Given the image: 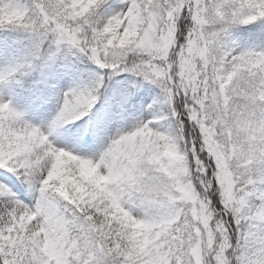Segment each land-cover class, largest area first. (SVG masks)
Listing matches in <instances>:
<instances>
[{
	"label": "snow or ice",
	"instance_id": "snow-or-ice-1",
	"mask_svg": "<svg viewBox=\"0 0 264 264\" xmlns=\"http://www.w3.org/2000/svg\"><path fill=\"white\" fill-rule=\"evenodd\" d=\"M0 264H264V0H0Z\"/></svg>",
	"mask_w": 264,
	"mask_h": 264
}]
</instances>
